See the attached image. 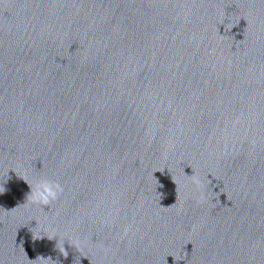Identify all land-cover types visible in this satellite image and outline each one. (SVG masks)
<instances>
[{
	"label": "water",
	"instance_id": "water-1",
	"mask_svg": "<svg viewBox=\"0 0 264 264\" xmlns=\"http://www.w3.org/2000/svg\"><path fill=\"white\" fill-rule=\"evenodd\" d=\"M0 192V264H264V0H0Z\"/></svg>",
	"mask_w": 264,
	"mask_h": 264
},
{
	"label": "clouds",
	"instance_id": "clouds-1",
	"mask_svg": "<svg viewBox=\"0 0 264 264\" xmlns=\"http://www.w3.org/2000/svg\"><path fill=\"white\" fill-rule=\"evenodd\" d=\"M42 188L43 190L41 192L35 193V194L29 193V196L31 197V200L33 203L48 205L52 200L56 199L59 188L57 187L56 190H53L52 186L47 185V184L43 185ZM0 194H3V193L0 192ZM80 243L81 242L79 240L75 242L76 246H78Z\"/></svg>",
	"mask_w": 264,
	"mask_h": 264
}]
</instances>
